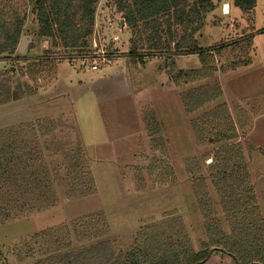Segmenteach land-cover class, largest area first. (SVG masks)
<instances>
[{"label": "rangeland", "instance_id": "374dc122", "mask_svg": "<svg viewBox=\"0 0 264 264\" xmlns=\"http://www.w3.org/2000/svg\"><path fill=\"white\" fill-rule=\"evenodd\" d=\"M117 1H97L88 48L79 53L53 47L50 38L37 35L33 0H0V10L25 15L21 38L28 36L30 41L21 55L46 58L37 72H27L25 64H20L24 75L11 71L13 61H0L1 78L19 79L28 87L22 99L0 104V128L53 119L65 149H72L78 136L95 184L93 194L76 199L64 196L52 207L0 224V264H23L18 253L34 234L89 215L101 216L104 222L99 225H107V234L122 245L130 244L144 224L177 216L197 250L205 234L186 163L197 158L203 171L201 161L205 165L211 162V153L220 143L206 138L213 120L204 115L223 103L235 122V140L244 147L264 217V0H257L251 12L234 7L232 0H212L215 9L207 14L196 37L201 49L223 46L214 55L216 71L210 79L187 84L173 83L169 72L199 68L194 53L175 56L174 65L165 56L152 55L144 62L129 58L130 40L135 35L123 22ZM247 37L256 43L255 57L263 71L243 66L228 70L245 57L238 51L245 47ZM246 49L252 59V45ZM202 84H217L221 94L187 111L182 95ZM255 90L259 93L253 94ZM248 92L251 95L242 96ZM194 124L205 126L200 143ZM61 157L53 160L56 166ZM206 182L212 201H217L210 180ZM202 264L235 263L229 255L214 252Z\"/></svg>", "mask_w": 264, "mask_h": 264}, {"label": "trees", "instance_id": "16d2710c", "mask_svg": "<svg viewBox=\"0 0 264 264\" xmlns=\"http://www.w3.org/2000/svg\"><path fill=\"white\" fill-rule=\"evenodd\" d=\"M33 1L38 36L50 38L53 47L66 52L87 50L98 0ZM256 1L232 0V5L251 12ZM117 8L135 35L130 40L129 58L144 62L152 55L165 56L174 65L175 56L194 53L200 67L172 69L169 76L173 83L187 84L212 77L216 71L214 55H219L223 46L204 50L198 46L196 37L204 27L207 14L215 9L212 0H118ZM24 19V14L0 10V61H13V72L15 69L23 72L20 64H25L27 72H37L46 58H24L17 51ZM145 31L149 33L143 35ZM251 40L247 37L245 47H239L238 52L245 57L232 63L228 70L251 62L248 50L245 51L252 45ZM235 42L232 44L239 46V41ZM27 88V83L19 79L12 82L0 77V104L22 99ZM220 94L217 84L213 87L202 84L183 94L182 100L186 110L193 111ZM205 116L213 120L206 138L211 137L220 145L212 151L210 163L205 165L201 161L203 171L197 158L186 163L205 234L197 250L177 216L168 215L158 222L144 224L130 244L122 245L107 234V225L105 228L99 225L104 222L101 216L89 215L75 223L49 227L34 234L23 243L19 262L202 264L210 254L222 252L235 264H264V217L254 193L244 147L235 140V122L224 103ZM55 122L38 119L0 128V224L23 213L52 207L64 196L76 199L95 192L78 136L75 146L65 149L57 138L59 129ZM194 125L200 143L205 126ZM59 156H62L61 162L56 166L53 160ZM207 179L218 196L217 201L210 197ZM26 259L30 262L25 263Z\"/></svg>", "mask_w": 264, "mask_h": 264}, {"label": "crops", "instance_id": "0c3cea01", "mask_svg": "<svg viewBox=\"0 0 264 264\" xmlns=\"http://www.w3.org/2000/svg\"><path fill=\"white\" fill-rule=\"evenodd\" d=\"M262 45L264 46V43H262ZM256 47H257L256 43L254 41H252L253 55L251 56L252 57L251 62L247 66H243L242 69L252 68L254 70L263 71V68L260 67V65H262V63H260V61H258L259 63H257V58L255 57L256 56L255 55ZM239 68H241V67H239ZM257 91H259V90H255V92L253 94H256ZM257 93H259V92H257ZM262 93L264 94V90ZM247 95H251V93L248 92V93L243 94L242 96L245 97ZM260 95H261V93H260Z\"/></svg>", "mask_w": 264, "mask_h": 264}, {"label": "water", "instance_id": "95a60500", "mask_svg": "<svg viewBox=\"0 0 264 264\" xmlns=\"http://www.w3.org/2000/svg\"><path fill=\"white\" fill-rule=\"evenodd\" d=\"M29 41H30V37H28V36H23L20 39V42H19L18 47H17L18 53L22 54L24 52L25 47L27 46Z\"/></svg>", "mask_w": 264, "mask_h": 264}, {"label": "built area", "instance_id": "2783aa9c", "mask_svg": "<svg viewBox=\"0 0 264 264\" xmlns=\"http://www.w3.org/2000/svg\"><path fill=\"white\" fill-rule=\"evenodd\" d=\"M93 68H95V67L93 66Z\"/></svg>", "mask_w": 264, "mask_h": 264}]
</instances>
